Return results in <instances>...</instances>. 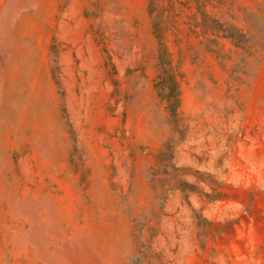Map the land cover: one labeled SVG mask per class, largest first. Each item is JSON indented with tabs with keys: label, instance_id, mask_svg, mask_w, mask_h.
I'll return each mask as SVG.
<instances>
[{
	"label": "rangeland",
	"instance_id": "rangeland-1",
	"mask_svg": "<svg viewBox=\"0 0 264 264\" xmlns=\"http://www.w3.org/2000/svg\"><path fill=\"white\" fill-rule=\"evenodd\" d=\"M0 264H264V0H0Z\"/></svg>",
	"mask_w": 264,
	"mask_h": 264
},
{
	"label": "trees",
	"instance_id": "trees-1",
	"mask_svg": "<svg viewBox=\"0 0 264 264\" xmlns=\"http://www.w3.org/2000/svg\"><path fill=\"white\" fill-rule=\"evenodd\" d=\"M210 19L208 16H206ZM246 23H251L252 15L245 14L244 18ZM214 23H218L216 20ZM224 38L231 40L232 44L237 48H240L248 53L251 57L258 58V54L262 48L263 38H261V32L258 34L248 35L243 32L241 28H238L234 25H229L224 30ZM217 53V52H216ZM219 55V54H218Z\"/></svg>",
	"mask_w": 264,
	"mask_h": 264
}]
</instances>
